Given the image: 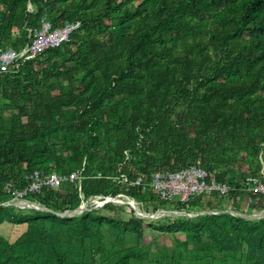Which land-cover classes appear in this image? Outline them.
Masks as SVG:
<instances>
[{
    "label": "trees",
    "instance_id": "16d2710c",
    "mask_svg": "<svg viewBox=\"0 0 264 264\" xmlns=\"http://www.w3.org/2000/svg\"><path fill=\"white\" fill-rule=\"evenodd\" d=\"M44 1L0 0L3 49L25 48L44 18L54 27L82 22L70 42L0 74V231L15 226L14 241L0 234V264H264V216L251 217L264 214V195L239 189L264 163V0ZM125 127L135 137L132 150L117 141L102 168L100 148ZM126 151L131 178L197 165L237 191L226 200L197 197L188 207L126 190L115 182ZM84 166L81 190L66 184L28 197L46 210L7 205L8 183L22 190L36 171ZM120 194L148 212L219 214L150 223L182 236L155 253L119 250L125 235L143 238V219L103 209L59 215L90 197ZM247 194L248 214L232 215L228 203Z\"/></svg>",
    "mask_w": 264,
    "mask_h": 264
},
{
    "label": "built area",
    "instance_id": "2783aa9c",
    "mask_svg": "<svg viewBox=\"0 0 264 264\" xmlns=\"http://www.w3.org/2000/svg\"><path fill=\"white\" fill-rule=\"evenodd\" d=\"M54 1L55 0H45L44 3ZM28 11L31 13L36 11L32 2L28 4ZM81 27V21L66 22L60 27H54L47 18H44L39 27L29 30V42L25 48L20 51L14 48H0V74L11 72L14 69L18 70L22 64L35 59L44 51L57 48L64 43L70 42L72 36L80 30ZM127 168H129V170L132 168L130 151L125 152L124 161L116 166L117 176H115V182L117 186L126 190L129 188H142L144 191L155 194L160 201L169 203L179 202L188 207L197 197H202L209 201L212 195H216L218 198L226 200L230 194L237 191L238 188L232 186L229 182L222 183L217 181L215 172L205 170L197 165L182 168L177 171L159 170L151 174L140 172L136 174L134 178H131L126 172ZM85 172V166L70 174L51 173L45 175L41 171H36L30 177L29 185L22 190L15 189L13 183H8L6 185L5 191L8 194L14 195L12 201L7 205L33 208L37 206V204L29 201L28 197L32 194H40L44 188L60 189L66 184H76L79 190H81V183L84 179ZM240 185L239 189L241 191H247L252 195H264V163L262 170L257 176H249L244 181H240ZM176 198H178L177 201H175ZM245 198L248 199L250 203L253 202L249 194L244 195L241 199L240 197L237 198V202H241L240 200ZM126 200L133 201V203L136 202L124 194H120L116 197L112 195H100L90 197L81 206H85L86 211L91 204L95 206L91 205L93 207L92 209H104L106 205L124 204ZM132 209L134 208L132 207ZM229 212L232 215H237L231 210H229ZM205 213L217 215L219 211L198 212L197 215ZM260 216H264V214ZM188 217L192 216L188 215Z\"/></svg>",
    "mask_w": 264,
    "mask_h": 264
},
{
    "label": "rangeland",
    "instance_id": "374dc122",
    "mask_svg": "<svg viewBox=\"0 0 264 264\" xmlns=\"http://www.w3.org/2000/svg\"><path fill=\"white\" fill-rule=\"evenodd\" d=\"M139 2L140 0H135L134 4L137 5ZM111 139H112V143L105 144L99 150L100 163H103L102 168H106L109 162H111V159L113 157L112 152L118 151L116 146L114 145L117 141L121 140L123 143V147H126L127 150H132L135 144V137L132 135V131L129 127H125L121 129L119 132L112 133ZM98 167L99 165L97 164L95 166V169L97 170ZM112 168L113 166L111 167V169ZM86 171L88 170L86 169ZM105 172H106V169H102L101 171H97L94 174L100 175L99 177H101L103 174H105ZM177 200L178 198L175 199V201ZM126 202H128L129 205ZM126 202L124 204L123 203L115 204V205L112 204L113 209H106V210L103 209L101 211V215H104V216L117 217V218L121 217L127 220H130L133 217H137L145 221L143 238L138 241V239L134 237V235H125L124 236L125 241L123 242L121 247H119V250H126L128 248H134L136 246L138 247L144 246V247H147L152 253H155L158 251L160 245H167L168 247L173 246L175 244L176 239H181L182 236H180L178 233L152 230L151 228H149V224L152 222H165L171 225L177 218L181 216L191 215L192 217H194L198 213V211L194 209H192L189 213H186V212H178V211L171 210L168 208L166 210H160L157 213H153L151 210H150L151 212L150 211L148 212V210H146V205L144 206V204H140L136 202L133 203V201H128V200H126ZM132 204L134 205V207ZM251 204L252 203H250L248 199L246 200L243 199L241 202L237 204L234 202L229 203L227 205V208L231 210L234 214L242 216L244 214H248L251 208ZM91 205L94 206V204H91ZM91 205L89 206L88 210H92L93 207ZM132 207L134 209H132ZM195 207L197 208V206ZM33 208H35L36 210H46L39 204H37V206ZM83 212H78V214H81ZM137 213L140 214L141 216H139ZM75 214L77 213L76 212L71 213L67 211L59 215L62 217H65V216L71 217ZM261 214L263 213H257L256 215L260 216ZM94 215H97V214L94 213ZM251 217H257V216H251ZM0 234L6 237L7 239H9L10 241H14L15 240V226H13L12 228L8 227L6 231L4 230V233L0 231Z\"/></svg>",
    "mask_w": 264,
    "mask_h": 264
},
{
    "label": "water",
    "instance_id": "95a60500",
    "mask_svg": "<svg viewBox=\"0 0 264 264\" xmlns=\"http://www.w3.org/2000/svg\"><path fill=\"white\" fill-rule=\"evenodd\" d=\"M83 211H85V206H80L75 212L78 213V212H83ZM138 215L141 216L140 214Z\"/></svg>",
    "mask_w": 264,
    "mask_h": 264
},
{
    "label": "crops",
    "instance_id": "0c3cea01",
    "mask_svg": "<svg viewBox=\"0 0 264 264\" xmlns=\"http://www.w3.org/2000/svg\"><path fill=\"white\" fill-rule=\"evenodd\" d=\"M243 200V199H242ZM242 200H240V201H242ZM245 200H246V198H245ZM237 202V201H236ZM236 202H234V203H236ZM237 203H239V202H237ZM254 216H258V215H256V214H254Z\"/></svg>",
    "mask_w": 264,
    "mask_h": 264
},
{
    "label": "bare ground",
    "instance_id": "6f19581e",
    "mask_svg": "<svg viewBox=\"0 0 264 264\" xmlns=\"http://www.w3.org/2000/svg\"><path fill=\"white\" fill-rule=\"evenodd\" d=\"M125 202H126V201H125ZM125 202H124V203H125ZM126 203L128 204V202H126ZM128 205H129V204H128ZM132 205H133V204H132ZM130 206H131V204H130ZM133 207H134V205H133Z\"/></svg>",
    "mask_w": 264,
    "mask_h": 264
}]
</instances>
